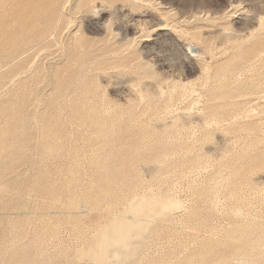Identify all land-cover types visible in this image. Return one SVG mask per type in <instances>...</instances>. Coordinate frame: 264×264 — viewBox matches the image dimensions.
Wrapping results in <instances>:
<instances>
[{
	"label": "rangeland",
	"instance_id": "obj_1",
	"mask_svg": "<svg viewBox=\"0 0 264 264\" xmlns=\"http://www.w3.org/2000/svg\"><path fill=\"white\" fill-rule=\"evenodd\" d=\"M101 259L264 264V0H0V264Z\"/></svg>",
	"mask_w": 264,
	"mask_h": 264
},
{
	"label": "bare ground",
	"instance_id": "obj_2",
	"mask_svg": "<svg viewBox=\"0 0 264 264\" xmlns=\"http://www.w3.org/2000/svg\"><path fill=\"white\" fill-rule=\"evenodd\" d=\"M140 201V200H139ZM175 203V202H174ZM167 205V204H166ZM175 205V204H174ZM177 206V205H176ZM153 210V209H152ZM150 211V210H149ZM143 231V230H142ZM110 234H111V231H109L108 233L106 232L104 235H103V249L107 252L108 251V249L111 247V246H113V245H117V246H124L125 245V243L124 242H121V241H118V242H114V241H112V240H110ZM127 245V244H126ZM126 245H125V247H126ZM117 256H118V254H117ZM116 256V257H117ZM118 261H119V259H121V257L119 256V257H117L116 258ZM98 262L100 263V264H105V261H104V259H101V260H98Z\"/></svg>",
	"mask_w": 264,
	"mask_h": 264
}]
</instances>
